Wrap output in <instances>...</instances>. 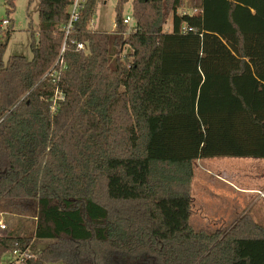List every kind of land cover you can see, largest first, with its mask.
I'll return each instance as SVG.
<instances>
[{"label": "trees", "instance_id": "1", "mask_svg": "<svg viewBox=\"0 0 264 264\" xmlns=\"http://www.w3.org/2000/svg\"><path fill=\"white\" fill-rule=\"evenodd\" d=\"M104 1L67 35L74 0H39L30 60L4 61L0 37V209L36 212L31 237L0 235V264L33 238L51 242L22 264H264L251 217L190 222L197 160L264 159V0H118L95 31Z\"/></svg>", "mask_w": 264, "mask_h": 264}, {"label": "rangeland", "instance_id": "2", "mask_svg": "<svg viewBox=\"0 0 264 264\" xmlns=\"http://www.w3.org/2000/svg\"><path fill=\"white\" fill-rule=\"evenodd\" d=\"M7 0H0V26L2 21L9 20L7 27L13 29L4 55L8 61L16 55L33 58L31 48L32 34L38 39L39 0H15V10L7 13ZM118 0H106L97 7L92 22L95 31L110 32L115 29L116 4ZM186 1L179 12L195 13ZM133 4L130 1L124 6L123 17H133ZM134 25H127L128 33ZM166 30L172 29V16ZM195 177L192 183V206L190 222L196 229L209 232L217 229L230 230L244 216H249L264 226V198L255 193H264V159L246 157H213L202 158L195 162ZM241 189V190H239ZM0 217L8 227L0 235L31 237L36 225V212L33 210L24 215L2 211ZM51 241L32 239L31 247L36 251L45 248ZM15 260L12 252L6 253L2 262Z\"/></svg>", "mask_w": 264, "mask_h": 264}, {"label": "built area", "instance_id": "3", "mask_svg": "<svg viewBox=\"0 0 264 264\" xmlns=\"http://www.w3.org/2000/svg\"><path fill=\"white\" fill-rule=\"evenodd\" d=\"M86 0H74L72 6H71V11H70V19L68 25L65 27L66 34L68 35L70 31L73 29L74 24L79 20V17L81 15L82 11V5L85 3ZM134 19L133 17H127L124 18V23L127 25H133ZM9 20H4L2 21V24L0 26V37L4 33V31L7 29V27L10 25ZM84 48L83 43L78 44V49L82 50ZM60 99H64L61 94L57 91L56 96L53 101V106L52 109H56L57 102ZM255 193L259 194L262 198H264V193L261 190L255 191ZM3 215V213H0V217ZM8 229L7 225L3 223L2 219L0 218V231H6ZM13 255L15 256V260L9 262V263H4L2 262L1 264H22L25 259L30 258V257H35L37 254V251L33 250L31 246H29L25 251H19L15 250L12 252Z\"/></svg>", "mask_w": 264, "mask_h": 264}, {"label": "crops", "instance_id": "4", "mask_svg": "<svg viewBox=\"0 0 264 264\" xmlns=\"http://www.w3.org/2000/svg\"><path fill=\"white\" fill-rule=\"evenodd\" d=\"M239 190H241V189H239Z\"/></svg>", "mask_w": 264, "mask_h": 264}]
</instances>
